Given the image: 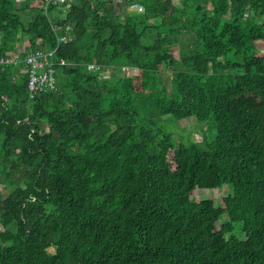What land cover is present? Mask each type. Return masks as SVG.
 I'll list each match as a JSON object with an SVG mask.
<instances>
[{
    "label": "trees",
    "instance_id": "trees-1",
    "mask_svg": "<svg viewBox=\"0 0 264 264\" xmlns=\"http://www.w3.org/2000/svg\"><path fill=\"white\" fill-rule=\"evenodd\" d=\"M41 1L0 0V264H264V0Z\"/></svg>",
    "mask_w": 264,
    "mask_h": 264
},
{
    "label": "built area",
    "instance_id": "built-area-1",
    "mask_svg": "<svg viewBox=\"0 0 264 264\" xmlns=\"http://www.w3.org/2000/svg\"><path fill=\"white\" fill-rule=\"evenodd\" d=\"M71 0H42L41 5L46 9L50 5H59ZM123 3L129 10L142 12L143 5L138 0H113ZM59 41H65L66 37L62 36ZM54 50L31 49L25 55L23 62L26 67L27 74V88L29 95L33 97L36 93L42 90L54 89L56 84L55 69L53 55ZM21 60L14 54H8L0 57V64L3 65H17ZM64 64V61H60ZM98 65L89 63L88 69H97ZM133 68V67H132ZM138 69V68H137ZM129 70L126 66L124 71Z\"/></svg>",
    "mask_w": 264,
    "mask_h": 264
},
{
    "label": "rangeland",
    "instance_id": "rangeland-1",
    "mask_svg": "<svg viewBox=\"0 0 264 264\" xmlns=\"http://www.w3.org/2000/svg\"><path fill=\"white\" fill-rule=\"evenodd\" d=\"M15 1H17V0H15ZM257 43H258L257 46H258L259 50L264 51V41L263 42L258 41ZM128 67H129V70L122 71V73L126 76H134L135 83H138L139 77H137V76H139V73H140L139 69H137L136 67H133V66H128ZM135 75H137V76H135ZM199 125H202V123H200ZM199 125H197L193 119L179 120L177 122L178 130L176 133H174V137L177 140L183 139L184 141H186V139H187L186 136L185 137L181 136V134L187 132V137H190L191 139H193L195 141H199L202 138ZM172 128L174 130V126H172ZM202 128H204V125H202ZM227 187L228 186L224 185L220 188H214V189H209V190L203 189L200 191L197 190L193 193V198L195 201H198L200 198L205 197V198H208L214 206L222 205L223 204V197L227 194V191H228ZM0 230H2L1 227H0ZM237 233L240 235L239 231H237Z\"/></svg>",
    "mask_w": 264,
    "mask_h": 264
}]
</instances>
